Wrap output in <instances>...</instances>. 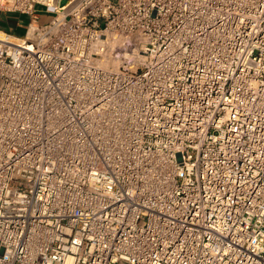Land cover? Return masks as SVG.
Masks as SVG:
<instances>
[{"label": "built area", "instance_id": "obj_1", "mask_svg": "<svg viewBox=\"0 0 264 264\" xmlns=\"http://www.w3.org/2000/svg\"><path fill=\"white\" fill-rule=\"evenodd\" d=\"M0 13V264H264V0Z\"/></svg>", "mask_w": 264, "mask_h": 264}, {"label": "rangeland", "instance_id": "obj_2", "mask_svg": "<svg viewBox=\"0 0 264 264\" xmlns=\"http://www.w3.org/2000/svg\"><path fill=\"white\" fill-rule=\"evenodd\" d=\"M64 2H66V0H61V3ZM6 15L7 14L0 13V27L22 37L29 17L27 15H19L18 18L13 19L14 23L11 24Z\"/></svg>", "mask_w": 264, "mask_h": 264}, {"label": "crops", "instance_id": "obj_3", "mask_svg": "<svg viewBox=\"0 0 264 264\" xmlns=\"http://www.w3.org/2000/svg\"><path fill=\"white\" fill-rule=\"evenodd\" d=\"M6 17L11 22V24L14 23L13 19L17 18V16L14 14H7ZM43 19H44V17H43Z\"/></svg>", "mask_w": 264, "mask_h": 264}]
</instances>
